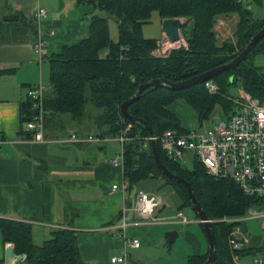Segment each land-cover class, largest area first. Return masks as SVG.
<instances>
[{
    "label": "trees",
    "instance_id": "1",
    "mask_svg": "<svg viewBox=\"0 0 264 264\" xmlns=\"http://www.w3.org/2000/svg\"><path fill=\"white\" fill-rule=\"evenodd\" d=\"M255 2L264 6V0ZM76 3L93 8L90 13V36L76 45L65 46L60 53L47 55L52 90L44 101V128L49 130L62 117L82 121L88 106L95 110L94 122L103 136L115 137L122 128L132 125L128 133L131 139L124 146L123 167L127 190L145 180L161 179L163 185L173 188L181 201V208L193 209L187 189L168 179L157 168L152 141L147 140L151 137L148 128L123 117L122 105L134 97L144 83L155 79L181 82L232 62L264 28V19L255 20L248 5H237L234 0H76ZM99 12L109 16H101ZM155 12L162 20H187L182 33L189 44L188 50L174 52L166 59L151 55L158 40L145 38L143 27ZM234 14L238 15L235 32L237 43L229 40L220 43L215 30L217 19ZM15 17L16 14L4 15L0 0V42L4 23L15 22L18 20ZM110 18L118 24L117 42L111 38ZM105 49L109 50L108 56L100 58V53ZM260 54H264V38L237 69L210 80L218 86L216 94L209 93L206 82L180 91L166 86L157 90L149 88L129 106L128 112L133 119L147 122L159 138L169 129L186 130L180 119L170 111V106L178 100L191 106L201 125L211 118L217 106L225 114L233 110L235 104L229 90L234 85H240L252 96L264 101V68L255 67L253 62ZM11 72L1 70L0 78ZM21 112V133L30 138L25 130V123L32 114L28 98L22 104ZM157 143L167 169L191 184L209 220L242 217L250 207L256 205L257 199L245 195L234 181L210 176L199 160H195L193 169L189 170L179 162L169 160L159 140ZM194 213L206 238L207 251L189 256L187 264H205L209 252L208 240L203 223ZM236 225L212 222L217 242V258L212 264H234L228 236ZM0 231L5 243H12L17 254L26 256L21 264H86L80 254L77 234L71 229L54 230L51 238L40 245L34 242L32 225L28 223L0 219ZM250 254L252 251L249 248L239 252L241 257Z\"/></svg>",
    "mask_w": 264,
    "mask_h": 264
},
{
    "label": "crops",
    "instance_id": "2",
    "mask_svg": "<svg viewBox=\"0 0 264 264\" xmlns=\"http://www.w3.org/2000/svg\"><path fill=\"white\" fill-rule=\"evenodd\" d=\"M2 5L5 16L16 14L18 20L4 23L0 42V71H13L0 78V135L4 141L0 145V219L32 225L33 240L38 245L49 240L56 229H71L77 234L86 264H124L111 260L142 248V244L139 249L127 246L121 235L124 218L130 224L141 221L126 195L121 145L96 127L95 110L92 108L89 117L80 122L62 117L49 130L45 128L43 143H34L21 133L27 90L50 82L47 55L60 53L65 46L90 36L93 8L78 6L76 0H2ZM38 8L48 10L40 23L34 17ZM51 30L56 32L54 37L49 35ZM40 36L48 41V54L41 60L34 51ZM108 54L105 49L100 58ZM181 103L187 104L178 100L170 111L175 114L173 107ZM89 137L99 140L91 141ZM112 159H118L119 164L111 163ZM113 185L124 186L125 194L111 193ZM143 223L129 227L128 234L140 238L139 229L160 222L154 216ZM241 229L250 238L248 248L252 254L239 256L241 262L251 264L253 257H264V235L249 232L247 221ZM196 241L193 255L203 254L202 242ZM12 246L3 241L0 231V264L6 263L7 250ZM128 255L126 264H131Z\"/></svg>",
    "mask_w": 264,
    "mask_h": 264
},
{
    "label": "built area",
    "instance_id": "3",
    "mask_svg": "<svg viewBox=\"0 0 264 264\" xmlns=\"http://www.w3.org/2000/svg\"><path fill=\"white\" fill-rule=\"evenodd\" d=\"M256 0H234L237 5H251ZM48 10L38 8L35 17L36 21L44 20ZM237 15L223 16L217 19L216 28H225ZM238 22V21H237ZM50 37H54L56 32L51 30ZM189 44L181 33L178 41L172 42L164 34L163 38L157 42L156 48L151 55L155 58L166 59L174 52L188 50ZM34 51L39 59H43L48 54V41L40 36L34 44ZM206 87L210 94L218 93V86L213 81H206ZM47 87L39 83L27 90V98L30 103L31 117L25 123V130L30 134L29 140L34 143H43L44 139V120L45 110L44 101L47 94ZM235 107L228 114H223V119L214 131L202 132L199 130L177 129L166 130L159 138L149 137V141H160L161 149L165 156L174 162H181L189 157V153L199 160L206 168L207 173L217 179H230L238 184L245 195L255 197L257 203L250 207L246 215L242 217H224L222 222L237 224L228 236V246L231 251L232 259L235 264H242L239 252L247 249L250 238L241 229V224L248 220L260 221L264 229V101L255 98L243 87H240V96L232 99ZM123 119L121 124H123ZM132 125L121 129L115 136V140L121 145L120 157L124 162V146L130 141L128 133ZM76 136H73L75 139ZM88 140H99L89 137ZM0 135V145L3 143ZM111 163L119 164L118 159H112ZM121 191L125 194V187L113 185L111 193ZM166 203L163 197L157 193L141 191L136 196L132 211L142 222L130 224L124 218L121 226L122 236L125 237L127 246L133 249L141 247L140 238L128 234V228L144 224L143 222L152 220ZM179 218H183L182 212L178 213ZM212 222V221H211ZM184 224H189L184 222ZM17 254V253H16ZM19 255V254H17ZM25 260V255H19ZM128 253L122 256L113 257L112 263H124L128 261ZM22 261V262H23ZM6 264V263H2ZM11 264H19L14 259ZM21 264V263H20ZM251 264H264V257L255 256Z\"/></svg>",
    "mask_w": 264,
    "mask_h": 264
},
{
    "label": "rangeland",
    "instance_id": "4",
    "mask_svg": "<svg viewBox=\"0 0 264 264\" xmlns=\"http://www.w3.org/2000/svg\"><path fill=\"white\" fill-rule=\"evenodd\" d=\"M31 3V2H30ZM250 10L253 13L255 20L264 19V6L257 2H252ZM101 16L108 17L105 12H99ZM237 15V14H236ZM182 19V18H181ZM186 21V19H182ZM238 15L229 22L225 28H216L220 43L224 41H232L237 43L235 32L238 24ZM110 33L113 40L119 39V28L117 22L110 18ZM162 19L158 13H153L150 22L143 27L144 37L147 39H155L160 41L163 38ZM254 66L264 68V54L257 55L254 60ZM49 65V62H46ZM47 87L48 93L52 90L50 82L44 84ZM240 85L232 86L229 90L231 98H238L240 96ZM92 107L88 106L84 119L90 115ZM173 111L180 119L182 126L186 130H199L202 132L214 131L215 127L220 124L223 119V113L220 106H217L211 118L204 122L202 125L199 123L196 112L188 104H177L173 107ZM95 132V131H94ZM195 158L189 153V157L185 158L180 164L189 170H192L195 163ZM141 191L149 193H157L161 195L166 203L165 209L159 213L157 210L155 217L160 222L157 225L144 226V229H139L140 240L142 248L140 250H129L131 254V264H187L189 256L196 253L197 239L202 242L203 250L207 251L206 238L203 231L198 224L194 210L191 207L181 208V201L177 197L173 188L163 185L161 179H149L134 185L126 193L127 198L135 204L136 195ZM184 214L183 218L178 217V213ZM211 221V220H210ZM188 222L189 224H184ZM212 222H222L221 219ZM225 223V222H222ZM249 232L253 235H264V230L260 226V221L249 220L247 221ZM148 230V231H147ZM132 230H130L131 232ZM171 233H177L179 237L172 243H168V237ZM249 261V260H247ZM246 261H242L245 263Z\"/></svg>",
    "mask_w": 264,
    "mask_h": 264
},
{
    "label": "water",
    "instance_id": "5",
    "mask_svg": "<svg viewBox=\"0 0 264 264\" xmlns=\"http://www.w3.org/2000/svg\"><path fill=\"white\" fill-rule=\"evenodd\" d=\"M248 8H250V5H248ZM186 25H187V22L183 21L181 18L165 19V20H163V25H162L163 33L166 34L172 42L178 41L181 38L182 30L186 27ZM263 38H264V28L252 38V40L250 41L248 46L232 62H230L226 65L217 67L215 69H212V70H210L204 74L198 75L194 78H191V79H188L185 81H181V82H171V81L164 80V79H155V80H152L148 83L142 84L139 87V90L136 93V95L134 97H132L131 99H129L128 101H126L125 103H123L122 108H121V110H122L121 113H122L123 117L130 120L131 122H139V123L144 124L148 128L150 135L152 137H155V132L153 131V129L149 126V124L147 122H145L143 120L133 119L128 112L129 106L132 103L139 100L141 95L143 94V92L145 90H147L149 88H151L152 90H157L163 86H166L173 91H180V90L190 88L194 85L200 84L202 82L209 81V80L219 76L220 74H222L224 72L235 70L241 65V63H243L247 59L248 55L253 50V48ZM152 153H153L154 161L156 163L157 168L168 179L175 180L176 182L183 185L187 189L189 197H190L192 204H193V210H194V212H196L198 214L199 221L201 223H203L204 230L206 233V237L208 240L209 252H208V258H207V261L205 262V264H212L213 262H215V260L217 258V253H216L217 242H216V238H215V235H214V232L212 229V222L208 219L205 212L202 210V207L199 204V202H198V200L194 194V190H193V187L191 186V184L188 181H186L185 179L173 174L172 172H170L167 169V167L165 166V164L163 163V161L161 159L157 141H152ZM178 237H179V235L177 233H171L168 237V243L172 244ZM14 259H16L17 263H19V264L23 261V257L17 255L14 247H11L10 249L7 250L6 264H11V262Z\"/></svg>",
    "mask_w": 264,
    "mask_h": 264
},
{
    "label": "bare ground",
    "instance_id": "6",
    "mask_svg": "<svg viewBox=\"0 0 264 264\" xmlns=\"http://www.w3.org/2000/svg\"><path fill=\"white\" fill-rule=\"evenodd\" d=\"M183 31V30H182ZM13 247V246H12ZM14 249H15V247H14Z\"/></svg>",
    "mask_w": 264,
    "mask_h": 264
}]
</instances>
